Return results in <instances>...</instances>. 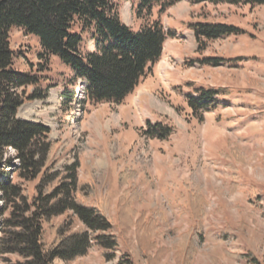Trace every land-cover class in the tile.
Wrapping results in <instances>:
<instances>
[{"label":"rangeland","instance_id":"obj_1","mask_svg":"<svg viewBox=\"0 0 264 264\" xmlns=\"http://www.w3.org/2000/svg\"><path fill=\"white\" fill-rule=\"evenodd\" d=\"M113 2L132 30L158 19L167 33L160 59L119 104L91 102L86 83L57 57L39 59L35 36L16 27L9 32L14 68L37 73L36 88L46 92L26 101L17 117L50 127L51 171L78 160L79 180L96 183L92 200L109 201L118 244L109 259L93 244L85 256L54 264H264V4L181 0L164 12L154 7L146 18L137 16L134 0ZM196 23L237 31L197 41ZM93 46L84 33L83 51ZM197 90L214 93L208 110L188 105ZM64 92H72L69 102ZM147 122L172 133L148 137ZM4 158L1 169L31 197L38 179L17 177L14 150L6 148ZM123 172L129 177L120 182ZM195 194L201 197L199 218L192 213ZM123 203L132 213L128 225ZM9 212L0 193V264L21 260L2 249ZM150 216L156 228L147 241L138 236L137 222ZM82 227L76 223L74 229ZM187 233L193 249L182 252Z\"/></svg>","mask_w":264,"mask_h":264},{"label":"trees","instance_id":"obj_2","mask_svg":"<svg viewBox=\"0 0 264 264\" xmlns=\"http://www.w3.org/2000/svg\"><path fill=\"white\" fill-rule=\"evenodd\" d=\"M134 1L137 16L147 18L154 7L164 12L181 0ZM190 2L264 4V0ZM15 27L38 39L39 59L47 63L52 56L57 57L74 73V79L84 81L91 102L116 104L133 92L160 59L167 33L158 19L147 20L139 29L132 30L121 21L113 0H0V193L4 206L10 208L2 249L21 258L7 264H54L56 259L71 262L85 256L93 244L102 249L105 259L112 258L118 244L110 220L109 201L105 197L92 200L98 195L96 183L79 180L78 160L51 171L48 165L54 142L49 138L50 127L17 117L18 109L26 101L43 99L46 92L36 88L40 81L37 73L14 68L16 54L10 46L9 32ZM192 27L197 41L237 31L225 24L196 23ZM84 33H88L94 45L86 52L82 49ZM28 87L34 88L28 92ZM197 93L196 98L188 99V105L195 111L208 110V100L214 93L211 90H197ZM63 95L67 102L72 98V92ZM171 133L170 127L159 122H147L144 130L146 136L159 139ZM6 148L16 152L19 179H38L31 197L25 194L21 183L13 182L1 169ZM120 175V182L129 177L124 172ZM192 201V213L199 218L200 195H193ZM124 204L121 205L122 214L126 213L123 220L128 225L132 213ZM57 218L62 220L55 222ZM76 223L82 229L75 230ZM137 223L138 236L145 235L150 241L155 234V217L141 218ZM183 236L180 248L187 252V246L193 249L189 242L193 237L189 233ZM144 241L140 239L141 244Z\"/></svg>","mask_w":264,"mask_h":264},{"label":"built area","instance_id":"obj_3","mask_svg":"<svg viewBox=\"0 0 264 264\" xmlns=\"http://www.w3.org/2000/svg\"><path fill=\"white\" fill-rule=\"evenodd\" d=\"M10 151H13V149L12 148H8ZM5 159V158H4ZM15 161H17V164H15V167H17L18 166V159H15ZM12 162V161H11ZM10 162V164H11V167H12V165H13V162L11 163ZM11 170V169H10ZM8 174H9V176H11V174H10V172L8 171L7 172ZM11 178V177H10Z\"/></svg>","mask_w":264,"mask_h":264},{"label":"crops","instance_id":"obj_4","mask_svg":"<svg viewBox=\"0 0 264 264\" xmlns=\"http://www.w3.org/2000/svg\"><path fill=\"white\" fill-rule=\"evenodd\" d=\"M142 91V90H141Z\"/></svg>","mask_w":264,"mask_h":264}]
</instances>
